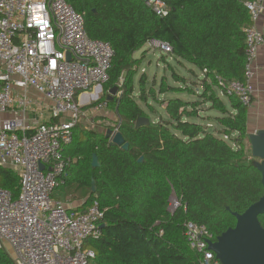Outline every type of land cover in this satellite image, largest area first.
Returning a JSON list of instances; mask_svg holds the SVG:
<instances>
[{
  "label": "trees",
  "instance_id": "obj_1",
  "mask_svg": "<svg viewBox=\"0 0 264 264\" xmlns=\"http://www.w3.org/2000/svg\"><path fill=\"white\" fill-rule=\"evenodd\" d=\"M157 1L165 4V17L145 0H69L77 11L86 12L89 37L109 42L115 50L111 78L103 87L106 96L98 102L108 101V92L121 84L120 97L108 101V108L120 117V132L130 145L128 151L113 146L107 139L109 129L74 133L70 151L77 163L62 187L86 199L83 210L97 202L104 211L101 236L86 244L96 254L89 264H200L184 224L206 226L217 239L235 227V213L243 214L264 196L258 161L246 152L248 108L236 97L225 96V102L216 93L219 89L222 94L220 81H245L246 29L252 26L246 4L255 0ZM153 42L168 44L176 62L202 72L199 83L205 92L200 100L218 113L216 131V123L193 120H202L206 113H193L199 102L178 95L164 108L168 119L153 121L136 102L139 97L151 106L144 94L145 76L135 93L139 61L134 55ZM173 75L188 85L176 72ZM162 85L161 94L185 89ZM139 117L149 118L150 125L136 128ZM235 134L239 138H233ZM94 154L100 168L92 167ZM0 187L18 197L17 172L0 167ZM173 196L181 204L174 214L169 210ZM260 222L264 227V215ZM0 264H16L4 246Z\"/></svg>",
  "mask_w": 264,
  "mask_h": 264
},
{
  "label": "built area",
  "instance_id": "obj_2",
  "mask_svg": "<svg viewBox=\"0 0 264 264\" xmlns=\"http://www.w3.org/2000/svg\"><path fill=\"white\" fill-rule=\"evenodd\" d=\"M148 4L158 16L167 15L164 3ZM246 7L252 26L246 29L245 81L219 84L224 96L236 97L250 108L254 64L264 46V29L256 27L264 16V0L248 2ZM152 45L172 53L168 44ZM114 57L109 42L89 37L86 12L77 11L69 0H0V115L16 104L21 110L0 124V167L20 177L18 197L0 187V248L8 244L16 264H89L96 259L86 244L101 236L104 211L97 202L85 211L75 210L53 196L71 177L74 161L67 149L74 143L76 127L83 117L108 109V101L83 102V98L97 95L99 89L103 92ZM15 89L25 94L33 89L46 99L51 119L29 124L27 115L37 110V104L28 95L17 102ZM120 126L121 122L115 133ZM174 201L169 207L172 214L181 207ZM184 229L200 264H222L210 249L217 239L206 226L187 221Z\"/></svg>",
  "mask_w": 264,
  "mask_h": 264
},
{
  "label": "rangeland",
  "instance_id": "obj_3",
  "mask_svg": "<svg viewBox=\"0 0 264 264\" xmlns=\"http://www.w3.org/2000/svg\"><path fill=\"white\" fill-rule=\"evenodd\" d=\"M134 57L139 61V65L134 68L136 72L135 78H134L135 93L136 94L139 93L140 78L145 76L146 77V81H145L146 91L144 92V94L146 95V99L149 101V104H151V106L147 107L146 103L142 102V100L139 97L136 98V102L145 110V112L149 113L150 117H152L153 120H156V119L158 120L160 117L168 119V116L164 112V108H166L169 99L178 97L179 95L185 101L200 103V105L196 107L195 111L192 109H189L192 112L194 111L193 113L197 114L200 111L206 110V113L202 115V118H203L202 120L200 118L199 119L193 118V120H198L199 122H202L203 124L210 123L214 125L216 123L215 118L217 117L218 113L213 110H207L208 108H210V105L203 104L201 102H204V101H202V99L200 100L201 98L200 94L205 92V87L204 85L199 83V79L202 80V72L199 69L195 68L194 66L188 63H185L184 66L180 65L178 62H176V60L173 57H171L169 54L164 53L163 51H161L160 49H158L156 46L152 44H147L143 49L138 51L134 55ZM174 72H176L179 76L184 78L185 82L188 85L185 86L183 82L179 83L177 79L175 78V76L173 75ZM178 80H181V79H178ZM163 82H165L166 85L168 86H174V87L185 88V89H181L182 91L181 94H174L171 92L167 94H161V90L163 89L162 88L163 85L161 86V84ZM120 85H118L117 87L119 88ZM216 93L219 96H221L225 102L228 101V99L224 95L221 94L219 89L216 90ZM108 95H109V92H108ZM103 96H106L104 89H103V92H101L100 94H97V96L94 97V99L92 98V102L95 103L96 101L102 99ZM119 97H120V93L118 91L115 98H119ZM103 116L104 117H102L101 115L102 119L111 117L113 122L111 121L106 122L105 125L101 127L100 123L96 124L97 122H99L98 121L99 117L92 118V115H90L89 117L82 118L81 124H79V126L76 127L74 133L78 135L81 130H88V131L96 130V131H100L101 133H106V131L110 128L113 130H116L119 127L121 119L115 111H113L112 109H109L108 112L103 114ZM91 122L93 124H91ZM214 127L215 128L212 130L216 131L215 129L219 128V125H217L216 123ZM233 136H236L233 138L238 137V135L236 134ZM75 139H77V136ZM247 143L249 144L246 145V152L249 155H251L252 154L251 145H250V142H247ZM257 161L259 162V160ZM70 192L71 191H69V189H67L66 191L65 189H63V187H61L56 190L54 195L56 196V198H58V196L62 197L63 194H66L64 195V198L69 197L68 198L69 202H63V203L66 206L70 207L73 203H75L73 200V197H71V195L69 194ZM172 199H171V204L174 205L175 197L173 196ZM2 246H4L5 249L9 250L12 254V251L8 244L4 243Z\"/></svg>",
  "mask_w": 264,
  "mask_h": 264
},
{
  "label": "water",
  "instance_id": "obj_4",
  "mask_svg": "<svg viewBox=\"0 0 264 264\" xmlns=\"http://www.w3.org/2000/svg\"><path fill=\"white\" fill-rule=\"evenodd\" d=\"M147 3L150 0H145ZM70 59V55H69ZM102 90L99 89V92ZM116 86L107 97L108 101H113L118 93ZM150 119L139 117L136 122V128L150 125ZM107 139L113 146H118L128 151L129 143L123 134L109 129ZM252 156L259 160L256 166L262 174L264 186V131L249 135ZM144 158L140 159L143 162ZM93 168H100L101 164L96 154L93 155ZM43 169L44 166H41ZM93 190L96 191L95 181H93ZM264 215V196L255 204L251 205L243 214L235 213L236 225L228 229L215 242L210 243V249L216 254L217 259L222 264H264V227L260 222V216ZM105 225H101L104 228Z\"/></svg>",
  "mask_w": 264,
  "mask_h": 264
},
{
  "label": "crops",
  "instance_id": "obj_5",
  "mask_svg": "<svg viewBox=\"0 0 264 264\" xmlns=\"http://www.w3.org/2000/svg\"><path fill=\"white\" fill-rule=\"evenodd\" d=\"M256 27L260 30L264 29V16L261 18L259 22H257ZM250 85L252 86L253 91H254V102H253V105L250 108H248V134L249 135L257 134L258 132L264 131V46H261L259 48L258 57L254 64V78L251 80ZM14 92L16 95L17 102L19 101L21 96L28 95L29 99L33 103L37 104L35 105L36 107H38L37 110L30 112L27 115V120L29 121L28 122L29 124L31 123V125H36V124L43 123L51 119L50 114L47 112V108L48 106H50V103L46 99H44L42 96L38 95L35 90L29 89L27 91V94H25L24 91L18 90V89H15ZM15 110L21 111L19 104H16V106L14 107V110L6 114L0 115V124L5 120L15 117V114H14ZM108 110L109 109H106L103 112L92 115V118L99 117L98 119L99 122L97 123L95 122L96 124L100 123V126L103 127L106 122H110V121L113 122L111 117L102 119V117H104L103 114L108 112ZM151 120L153 121L152 117H151ZM233 137H236V136H233ZM71 148L72 146H70L67 149V156L70 158H72L71 157L72 152L70 151ZM73 161H74L73 165H75L77 163V159L75 158ZM69 194L71 195V197H73V200L75 202L70 206V208L82 211L84 208V203L86 199H83L82 197H80V193L75 192V190H71ZM64 195L66 194H63L62 197L58 196V198H56V196L54 195L53 199L57 202H62V203L69 202V199H68L69 197L64 198Z\"/></svg>",
  "mask_w": 264,
  "mask_h": 264
},
{
  "label": "bare ground",
  "instance_id": "obj_6",
  "mask_svg": "<svg viewBox=\"0 0 264 264\" xmlns=\"http://www.w3.org/2000/svg\"><path fill=\"white\" fill-rule=\"evenodd\" d=\"M97 95L95 94V95H93V96H88V95H84V98H83V102H86V101H88L89 99L90 100H92V98L94 99V97H96Z\"/></svg>",
  "mask_w": 264,
  "mask_h": 264
}]
</instances>
